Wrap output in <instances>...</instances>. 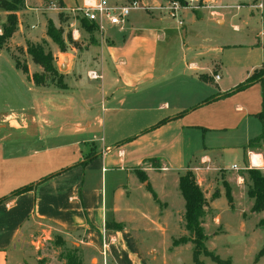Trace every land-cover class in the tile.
Here are the masks:
<instances>
[{
    "label": "crops",
    "instance_id": "obj_1",
    "mask_svg": "<svg viewBox=\"0 0 264 264\" xmlns=\"http://www.w3.org/2000/svg\"><path fill=\"white\" fill-rule=\"evenodd\" d=\"M58 1L70 11L80 5ZM220 3L247 10L193 12L182 25H170L160 13L130 14L121 27L97 26L91 69L64 75L74 86L35 85L13 62L25 76L18 83L26 81L34 100L15 112L19 116L11 112L0 120V264H8L10 253L20 264L17 252L45 227L76 239L91 259H99L105 241L112 264H145L137 236L166 233L175 216L183 223L178 179L185 170L206 188L207 211L226 186L231 199L234 186L247 196L239 170L246 169L249 151L261 154L264 174L261 146L247 147L261 133L256 114L264 78L233 91L264 69V0ZM226 22L231 31L220 28ZM172 52L183 66L167 78ZM89 71L100 77L90 78ZM199 143L202 148L189 155V146ZM224 155H241L242 167H221ZM214 183L226 186L209 199ZM24 187L30 188L13 194ZM171 198L179 207L172 208Z\"/></svg>",
    "mask_w": 264,
    "mask_h": 264
},
{
    "label": "rangeland",
    "instance_id": "obj_2",
    "mask_svg": "<svg viewBox=\"0 0 264 264\" xmlns=\"http://www.w3.org/2000/svg\"><path fill=\"white\" fill-rule=\"evenodd\" d=\"M167 1L163 0L159 2L158 0H151L149 1L150 3L141 2L142 8L131 12V14L144 17V15L150 13H160L164 18L169 20L168 23L170 25H173L175 24V20L168 18L165 12L160 9L161 5H166ZM62 2L66 6H76L77 4H81L82 0H62ZM220 2L221 0H218L211 6V3L207 2V0L195 1L193 4L198 5V8H192L191 10L184 9L180 15V19L182 21L186 20L189 16L194 15L193 12L197 13L200 11H217L224 14H233L239 11L235 5L223 6L224 4ZM220 5L223 7H220ZM238 6L240 7L241 5ZM149 7L153 9L151 8L152 10H150ZM241 7L247 10L245 5ZM0 12H6V15L0 14V35H2L4 26L10 25V23L15 25L11 36L3 40L0 48L3 50L0 54L1 120L2 117L11 112L19 116V113L15 112H19L22 108L27 109L34 100V96L26 90V81L18 83L19 79H25V76L14 69L13 62L16 61L19 65H26L30 77L33 73L45 74L46 85L48 86H55L56 84L62 86L65 83L68 86H74L72 78L65 79L64 75L67 74L69 69H71L70 75L74 77L79 74H85L86 70L91 69L90 66H87L93 59H96L95 46L98 43L99 29L88 33L82 27V22H80L83 16L77 11L64 9L58 0H23V4L18 10L10 14L3 10H0ZM8 15L14 16L15 21H11ZM87 24L89 25V23ZM48 25H51L60 35L62 48L47 35ZM103 27L104 30L109 27L107 21L103 22ZM220 28L231 31L228 22ZM18 30L19 33H17ZM27 44L37 45L44 48L45 51H49L52 57V64L61 75L52 77V75L44 72L41 66L35 64L27 53ZM181 52L183 54V50ZM171 55V59H174V65L170 71L166 67L168 70L165 73L167 78L177 76L183 66L180 59L176 58L175 52H172ZM64 57H67L68 60L70 59L71 62L70 65L68 62L66 69L60 70L58 62L61 64ZM158 69L160 74H162L164 68L158 67ZM15 137L24 136L18 135ZM200 144L190 145L188 154L190 155L195 152L196 149H201L202 146ZM260 146L262 148L260 152L264 153V141L261 142ZM233 163H236L238 167H242V156L234 158V156L224 155L219 165L229 168ZM247 170L249 169L239 170L242 176L241 184L246 191L247 186L251 185ZM259 172L264 176L261 170ZM216 173L217 175L221 173L222 177H224L226 170L220 169ZM221 184L223 183H214L212 187L208 188L210 191L209 199L217 195ZM222 186L224 188L226 183ZM204 189L206 188L202 186L201 190L206 195L208 192H205ZM233 190L235 198L232 199V203L228 202L224 192L212 201L213 211L209 208L202 224L204 234L207 236L205 246L220 259L230 260L231 264H264V228L259 225V221L264 218V211L258 213L252 212L250 204L253 203V200L247 196L241 198L235 186ZM180 197L182 198L181 194ZM169 203L173 209L179 207L178 202L173 198L169 200ZM173 223V226L170 225L167 228L166 233L162 234L158 231H153L147 236H137L145 264H194L192 256L193 244L191 242L180 243L176 246L172 245L173 240H180L181 237L188 236L187 231L184 229V224L180 223L177 216H175ZM45 228L47 230L46 233H41L29 239L27 245L23 244V253L17 252V259L20 261V264H65V254L74 248L77 249V255L81 260V264H112L108 258L107 249L105 257L99 256L100 261L95 257L91 259V255H86L79 248L76 239L68 237L66 239L65 236L58 234L55 230L48 227ZM100 249L101 245L99 246V251ZM150 250H153L155 253L151 255L149 253ZM13 256L16 257V254L10 253L8 264H14ZM131 261L133 264H138L135 259H131ZM198 262L202 264H215L202 253L198 256Z\"/></svg>",
    "mask_w": 264,
    "mask_h": 264
},
{
    "label": "trees",
    "instance_id": "obj_3",
    "mask_svg": "<svg viewBox=\"0 0 264 264\" xmlns=\"http://www.w3.org/2000/svg\"><path fill=\"white\" fill-rule=\"evenodd\" d=\"M179 3H183L184 0H174ZM23 4V0H0V10L7 11L10 13L18 10ZM8 18L11 21H15V17L8 15ZM80 22H82V27L88 32L98 29L96 23L87 20L84 17H81ZM89 23V25L87 24ZM15 25L10 23V25L4 26L2 35H0V48L4 39L11 36ZM47 35L60 47V35L54 30L51 25L47 27ZM27 53L31 57V60L41 66L48 75L56 77L59 74L57 69L52 64V57L49 51H45L44 48L27 44ZM16 69L20 70L22 73L27 74L28 70L26 65H19L16 61L14 62ZM264 78V69L254 71L247 79L242 83L238 84L234 91H240L249 85L262 80ZM31 79L35 85H46V76L45 74L33 73ZM55 86L62 87L61 85L56 84ZM212 99H208L205 102H209ZM260 125L261 133L252 138L247 147L254 148L261 144L264 141V90H262V108L259 113L256 114ZM248 177L251 180V185L247 186V196L253 200L251 211L252 212H261L264 211V176L259 172L258 169H249L247 170ZM142 180H145V177H141ZM30 187H24L13 192V194H19L26 190H29ZM178 189L184 201V211H183V224L184 229L187 231L188 236L181 237L180 240H173L172 245L176 246L180 243L191 242L193 244V262L194 264H202L198 262V256L202 253L205 257L210 258L215 264H231L230 260H222L212 251L208 250L205 246V240L207 236L204 234V228L202 226L205 215L207 214V201L204 197V193L197 184L193 173L190 170H185L178 179ZM225 195L229 203H231V195L229 189H225ZM153 198L156 200L155 194L152 192ZM259 225L264 228V218L259 221ZM262 252V251H261ZM65 264H81V260L77 255V249L74 248L72 251L69 250L64 256Z\"/></svg>",
    "mask_w": 264,
    "mask_h": 264
},
{
    "label": "built area",
    "instance_id": "obj_4",
    "mask_svg": "<svg viewBox=\"0 0 264 264\" xmlns=\"http://www.w3.org/2000/svg\"><path fill=\"white\" fill-rule=\"evenodd\" d=\"M198 0H184L183 3H179L174 0H168L166 5H161V10L165 12L168 18L174 19L178 25H182L183 21L180 19L184 9L191 10L192 8H198V5L193 4ZM218 0H207L213 6ZM141 0H127L125 3H116L112 0H82L81 4L72 8L71 11L79 12L87 20L96 23L99 29L103 28V22L107 21L110 25L121 27L131 14V12L138 10L141 7ZM222 7V6H220ZM239 6H236L238 8ZM152 10V7H149ZM152 8V9H151ZM149 10V11H150ZM215 11H212L213 13ZM88 76L90 78L96 79L100 76L95 71H89ZM218 79V76H215ZM247 165L246 169H260L262 168L263 161L260 153L249 151L246 155ZM208 160H204L201 163H207ZM205 170H212L213 167L208 164L204 167ZM231 170H238L239 168L233 164L230 167ZM195 171H199L200 168H194ZM218 170V168H217ZM107 244L105 241H102L100 255L105 257L106 255Z\"/></svg>",
    "mask_w": 264,
    "mask_h": 264
},
{
    "label": "water",
    "instance_id": "obj_5",
    "mask_svg": "<svg viewBox=\"0 0 264 264\" xmlns=\"http://www.w3.org/2000/svg\"><path fill=\"white\" fill-rule=\"evenodd\" d=\"M67 62H68V58H67V57H64L62 63H61L60 66H59V69H60V70H64V69H66Z\"/></svg>",
    "mask_w": 264,
    "mask_h": 264
}]
</instances>
